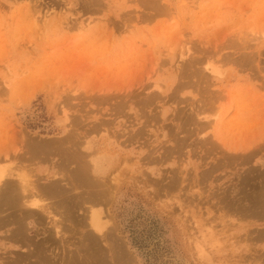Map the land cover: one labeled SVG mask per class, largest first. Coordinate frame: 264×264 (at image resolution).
Instances as JSON below:
<instances>
[{"label": "rangeland", "instance_id": "obj_1", "mask_svg": "<svg viewBox=\"0 0 264 264\" xmlns=\"http://www.w3.org/2000/svg\"><path fill=\"white\" fill-rule=\"evenodd\" d=\"M262 15L264 0H0V171L38 188L53 180L75 184L78 149L88 153L92 175L107 187L100 203L76 199L70 210L71 203L34 188L31 200L51 214L36 208L42 223L24 220L33 229L29 238L40 241L49 221L62 220L58 264L71 250L86 253V233L108 231L132 264H264V236H256L264 219L247 221L230 207L240 167L221 162L225 148L212 136L217 125H210L222 123L216 130L225 127L230 146L240 120L251 119L249 126L259 120L258 129L264 128ZM241 51L254 53L253 67L237 66ZM155 84L161 90L153 91ZM148 90L159 93L152 103L142 100ZM189 118L207 128L197 129ZM33 141L45 147L36 159ZM110 155L117 161L113 175L102 177L98 170ZM92 211L101 212L100 233L90 226ZM0 222V264H25L20 260L34 246L7 243L15 226ZM248 222L254 235L243 230ZM98 239L109 248L111 240Z\"/></svg>", "mask_w": 264, "mask_h": 264}, {"label": "bare ground", "instance_id": "obj_2", "mask_svg": "<svg viewBox=\"0 0 264 264\" xmlns=\"http://www.w3.org/2000/svg\"><path fill=\"white\" fill-rule=\"evenodd\" d=\"M140 1V0H139ZM262 1V0H261ZM159 3V2H158ZM160 6V5H159ZM157 7V6H156ZM163 7V6H162ZM165 7V6H164ZM167 8V7H165ZM163 8H161L162 10ZM24 10V9H23ZM28 10V9H27ZM154 10V9H153ZM166 10V9H165ZM262 10V9H260ZM164 11V10H162ZM26 12V11H25ZM159 12V11H158ZM167 12V11H166ZM161 13H165V12H161ZM259 13V12H258ZM261 14V13H260ZM128 15V14H127ZM264 16V15H262ZM19 17V16H18ZM37 18V17H36ZM35 18V20H36ZM260 18V16H259ZM19 19V18H18ZM44 19V18H43ZM42 19V20H43ZM39 20V19H38ZM260 20V19H258ZM37 21V20H36ZM261 21V20H260ZM262 22H263V19H262ZM258 23V21H257ZM260 23V22H259ZM75 24V23H74ZM262 24V23H260ZM259 25V24H258ZM133 27V26H132ZM37 28V27H35ZM127 28V27H126ZM89 30V29H88ZM38 31V30H37ZM134 31V30H133ZM252 31V30H251ZM41 33V32H40ZM89 33V32H88ZM252 33V32H250ZM264 33V32H263ZM253 34V33H252ZM262 35L264 36V34H261V38H262ZM248 38V37H247ZM254 38V37H253ZM264 38V37H263ZM246 39V38H245ZM255 39V38H254ZM259 39V38H258ZM252 40V39H251ZM251 40L249 41V39H247V41L251 42ZM257 41V40H256ZM245 41H243L244 43ZM255 42V40H254ZM242 43V44H243ZM253 43V42H252ZM227 44V43H226ZM246 46L245 48L247 47V42L245 43ZM256 44V43H255ZM236 45V44H235ZM253 45V44H252ZM250 46V48H252L253 46ZM226 46V45H224ZM234 46V45H232ZM237 46V45H236ZM242 46V45H241ZM237 48V47H236ZM235 48V49H236ZM249 48V47H248ZM247 49V48H246ZM221 50V49H220ZM252 50V49H251ZM258 50V49H257ZM210 52V51H209ZM244 52V51H243ZM242 51L240 52L241 55H239L240 57H237L238 60H233L235 61V63L237 61L236 64L237 66L239 64H242L241 66H244L246 65V68H247V65L248 66H252L256 61V59L253 61V56H254V53L253 55L250 54V53H246L244 52L243 53ZM262 52V51H261ZM261 52H258V54H262ZM256 54V53H255ZM220 55V54H219ZM226 55V54H225ZM228 55V54H227ZM226 55V56H227ZM231 56V55H230ZM235 56V55H234ZM220 58V57H219ZM226 58V57H225ZM230 58V57H229ZM227 57V59H229ZM192 60V58H190ZM221 59H222V56H221ZM259 59V58H258ZM232 60V59H231ZM252 60L251 64L249 65L250 61ZM262 60V59H261ZM194 61V59H193ZM192 61V62H193ZM197 62V61H196ZM264 62V61H263ZM262 62V64H263ZM189 63V62H188ZM195 64V62H193ZM239 63V64H238ZM253 63V64H252ZM261 64V65H262ZM193 65V64H192ZM197 65V64H196ZM187 66V65H186ZM259 66V65H258ZM189 67V66H188ZM194 67V66H193ZM203 67V66H202ZM211 67V66H210ZM253 67V66H252ZM251 67V68H252ZM257 67V66H255ZM254 67V68H255ZM191 68V67H189ZM201 68V67H200ZM242 68V67H241ZM240 68V69H241ZM248 67V69H251ZM198 69V68H197ZM261 69V68H260ZM263 69V67H262ZM189 70V69H188ZM243 70V69H242ZM253 70V69H252ZM264 70V69H263ZM203 71V70H202ZM217 72V70H215ZM183 72V71H182ZM198 72V71H197ZM252 72V71H251ZM254 72V71H253ZM258 72V71H257ZM212 73V72H210ZM215 73V72H214ZM181 74V73H180ZM195 75V74H194ZM197 75V74H196ZM217 75V74H216ZM223 76V75H222ZM183 77H184V74H183ZM188 77V76H187ZM194 77V76H193ZM209 77V76H207ZM220 77V76H219ZM254 78V77H253ZM261 78V77H260ZM184 79V78H183ZM190 79V78H189ZM192 81V80H191ZM186 85V84H185ZM214 85V84H213ZM144 86V85H142ZM196 86V85H195ZM145 87H147L145 85ZM143 87V88H145ZM202 87V86H201ZM256 87V86H255ZM262 87V86H261ZM264 87V86H263ZM262 87V89H263ZM134 88H137V87H134ZM133 88V89H134ZM154 90L155 89L157 90H161V87L158 86V84H155V86H153ZM140 90V88H138ZM147 89V88H145ZM144 89V90H145ZM142 90V89H141ZM157 90V91H158ZM253 90V89H252ZM138 91V90H137ZM147 91V90H146ZM153 91H150L148 90L149 93L146 92V94H148L146 96L145 94V97L142 98V100H146V102H150L152 103V100L157 97L159 93H155ZM223 91V90H221ZM248 91V90H247ZM139 92L141 91H138V94ZM244 92V91H243ZM246 92V91H245ZM144 93V92H143ZM204 93V92H203ZM224 93V92H223ZM242 93V92H241ZM241 93H240V96H241ZM121 94V93H120ZM220 94V92H219ZM115 95V94H114ZM128 95V94H127ZM132 94H130L129 92V95L131 97ZM141 95V94H139ZM224 95V94H223ZM133 96V95H132ZM209 96V95H208ZM103 97V96H102ZM114 97V96H113ZM118 97V96H117ZM129 97V98H130ZM141 97V96H140ZM129 98L127 100H129ZM146 98V99H145ZM264 98V97H263ZM262 98V99H263ZM138 99H139V96H138ZM261 99V100H262ZM124 100H125V97H124ZM140 100V99H139ZM155 100V99H154ZM198 100V99H197ZM241 100V99H240ZM239 100V101H240ZM141 101V100H140ZM217 101V100H216ZM142 102V101H141ZM202 102V101H201ZM259 102V101H258ZM264 102V100H263ZM143 103V102H142ZM155 103V102H154ZM216 103V102H215ZM137 104V103H135ZM200 104V103H199ZM241 104V103H240ZM239 104V109L238 111L236 112L235 114V117L237 115H240V112L242 111L241 109V105ZM243 104V102H242ZM131 105V104H130ZM146 105V104H144ZM148 105H150L148 103ZM198 105V104H197ZM244 105V104H243ZM245 105H248L245 104ZM111 106V105H110ZM236 106V107H237ZM264 106V105H263ZM156 107V106H154ZM201 107V106H200ZM259 107V106H258ZM191 108V107H190ZM199 108V107H198ZM244 108V107H243ZM250 108V106L248 107ZM248 108H246L248 110ZM124 109V108H123ZM180 109V108H179ZM201 109V108H200ZM204 109V108H202ZM207 109V108H206ZM256 109V108H255ZM261 109V107H260ZM250 110V109H249ZM185 111V110H184ZM245 112V111H244ZM197 114V117H199L201 114H199V112H196ZM203 113V112H202ZM251 113V112H250ZM159 114V113H158ZM199 114V115H198ZM255 114V113H254ZM253 114V115H254ZM148 115V114H147ZM250 114H248L249 116ZM152 116V115H151ZM195 116V115H193ZM211 116V115H209ZM208 116V117H209ZM241 116H243L241 114ZM263 116V115H262ZM157 117V116H156ZM245 117V116H244ZM137 118V117H136ZM194 118V117H193ZM191 119L189 118V121L190 120H194V119ZM210 118V117H209ZM212 118V117H211ZM215 118V117H214ZM218 118V117H217ZM252 118V117H251ZM261 118V117H260ZM200 119V118H199ZM206 120H208V118H205ZM242 119V118H241ZM245 119V118H244ZM243 119V120H244ZM256 119V118H255ZM179 120V119H178ZM204 121V119H202ZM236 120V119H235ZM251 120V119H250ZM250 120H245L246 122L245 123H241V120L235 125V121L234 122V125H235V129L237 130V134H238V140H234L235 142H232V145H228L226 143V140H225V135L226 133L224 134V131L225 130V127L222 126V128H219L216 130V127L217 126H221L222 123L220 121H215L214 123H211V121L209 122H206V123H209L210 125H213L215 124L214 126L215 129L213 130V134L212 135L215 139H217L219 142H221V146L223 147L224 150H222V155L221 157H225V158H222V159H226V160H221V162L223 161L224 163L226 161H228V159L230 160V163L231 164H234L235 165V168L238 169H244V167L247 166V169L242 173V174H239L238 171L239 169L234 173L237 177H238V180L237 182L234 184V187L232 189V192L233 195L231 198L233 200L230 201L231 204H230V207L235 210L234 212H236L237 214H239L240 217H243V218H246L247 219H250L252 217H255L256 219L259 218V220H263L264 219V128L262 129H258L259 126H262L261 122H258L257 123H253L252 125H248L249 124V121ZM75 121V120H74ZM177 121V120H176ZM201 121V120H200ZM200 121H198V119H195L194 120V123L196 124V126L198 125L199 126V129L200 127H202L201 130H203V128H207V127H203L200 125ZM77 122V121H75ZM80 122V121H79ZM191 122V121H190ZM189 122V123H190ZM237 122V121H236ZM253 122V121H252ZM183 123V122H182ZM204 123V122H202ZM191 124V123H190ZM219 124V125H218ZM233 124V123H232ZM144 125V124H143ZM205 125V124H204ZM207 126H209L208 124H206ZM195 126V127H196ZM198 126H197V129H198ZM249 126V127H247ZM234 127V126H233ZM237 127V128H236ZM247 127V128H245ZM264 127V126H263ZM211 128V127H209ZM244 128V129H243ZM196 129V130H197ZM234 129V131H235ZM257 130V132H255V134L253 135H246L245 133L248 132V130ZM193 130V129H192ZM191 130V131H192ZM199 131V130H198ZM141 132V131H138V133ZM194 132V131H193ZM253 132V131H252ZM200 134V131L198 132ZM140 134V133H139ZM185 134V133H184ZM236 134V133H235ZM236 134V135H237ZM189 135V134H188ZM26 136V135H25ZM135 136V135H134ZM198 136V135H197ZM235 136V135H234ZM21 137V136H20ZM31 137V136H30ZM68 137V136H67ZM66 137V139H68ZM212 137V138H213ZM235 137V138H237ZM72 138V137H71ZM69 137V140L71 139ZM189 138V137H188ZM203 141L202 142H205L206 144L208 143L207 139L205 137H203ZM20 139V138H19ZM22 139V138H21ZM178 139V138H177ZM184 139V138H183ZM26 140V139H25ZM128 141V140H127ZM201 141V140H200ZM23 142V141H21ZM28 142V141H27ZM71 142V141H70ZM178 142V141H177ZM180 142V141H179ZM184 142V141H183ZM64 143V142H63ZM62 140L60 142V144H62ZM22 144V143H20ZM24 144V142H23ZM32 144V152H33V155L30 154V156H33L35 157L34 159H36V157H38L37 155H40L42 154L43 152V148L45 147H42L41 143L40 142H37V141H33L31 142ZM47 144V143H46ZM73 145V148H74V144L73 143H70ZM199 144V143H198ZM65 145V143H64ZM95 145V144H94ZM200 145V144H199ZM26 146V145H25ZM24 146V148H25ZM58 146V145H57ZM56 146V147H57ZM61 146V145H59ZM66 146V145H65ZM64 146V147H65ZM78 146V145H77ZM77 146L74 148V149H77ZM100 146V145H99ZM197 146V145H196ZM30 148V146H27ZM62 147V146H61ZM81 147V146H80ZM70 148V147H69ZM68 148V149H69ZM72 148V146H71ZM98 148V147H97ZM108 148V147H107ZM63 149V147H62ZM66 149V148H64ZM166 149V148H165ZM180 149V148H179ZM208 149V148H207ZM53 150V149H52ZM61 150V148H60ZM59 150V152H60ZM67 150V149H66ZM78 150V149H77ZM76 150L75 154H74V157L75 159L79 162V164H76V167L78 168L77 170H75V174L73 177H75V184H74V180L70 181L69 183H66L65 186H61L60 183H58V181H52L50 182L49 181V185H43L40 186V188H38V183L33 184L32 185H28V184H24L23 181H13V179L11 180L8 176H7V172L6 173H3L4 171H0V220L2 219V222H3V226L2 227H7L6 225H10L12 224L13 226H15V228L13 229L11 226V228L9 229V234L6 235V241L7 243H13V244H16L17 246H34L33 249H27L28 252H26V254L24 255V257H22V259L20 260L21 262H26L25 264H58L56 263L58 258L59 257V254H60V248L64 247L62 245V243L65 241V238H64V235L62 234V229H60V224H61V221L62 220H54L52 222L49 221L48 224H46V226H44V230L42 231V234H43V238L40 239V243L38 242H33L29 236H28V230H30L31 228H28L27 225H25V219H31L33 218V222L35 221L36 223L38 224H41L42 223V218H41V215L43 214H40L41 212L39 210H37L36 208L40 209L42 212H44V214H48L50 216L51 212H49V207L46 208V206L44 205H40L37 204V202L31 200V196L33 195L32 193L34 191V188H38L39 189H42L41 191L46 193L48 196L52 197L55 199V201L57 202H60L63 203V204H72V205H69V209L70 210L71 208L75 207V204H74V201L76 199H80V201H92V202H95L96 203H100L106 196V183L105 182H100L98 179H95L96 177H94L92 175V166L90 165L91 162L93 163V161H87V156H88V153L87 155L83 154V152L81 153V151H79L81 154H78L79 152ZM80 150V148H79ZM227 150L229 151H233V153H230L229 154L227 153ZM31 151V149H30ZM29 151V152H30ZM107 151V150H106ZM49 152V151H48ZM108 152V151H107ZM111 152V151H110ZM154 152V151H153ZM151 153V152H150ZM118 154V153H117ZM152 154V153H151ZM169 155V154H168ZM22 156V155H21ZM6 157V156H5ZM8 157V155H7ZM63 157V156H62ZM67 156H65L66 158ZM69 157H72V155H70ZM40 158V157H39ZM44 158H46L44 156ZM64 158V157H63ZM64 158V159H65ZM68 158V157H67ZM66 158V159H67ZM169 158V157H168ZM205 158V157H204ZM3 159V158H2ZM65 159V160H66ZM70 158H68V164L70 165V163H74L73 161H70L69 160ZM153 159V158H152ZM233 159V160H232ZM64 160V162H65ZM166 160V159H165ZM205 160V159H204ZM61 161L63 162V159L61 158ZM61 162V165L62 167L65 169V167L63 166L65 163L63 162L62 164ZM102 162V161H101ZM105 162V163H104ZM220 162V161H218ZM220 162V163H221ZM253 162H259V165L256 167V166H252V163ZM57 163V162H56ZM97 163V162H95ZM103 163L105 164V166L102 164V167L99 168V172L102 173V177L105 176V174H107V172L110 173V176L113 175V173H111V170H114V165L115 163H117V161H115V158L114 156L110 155L108 156V159L104 158L103 160ZM228 163V162H226ZM225 163V164H226ZM98 164V163H97ZM219 165V164H218ZM223 165V164H222ZM227 165V164H226ZM230 165V164H229ZM60 166V165H58ZM95 166V165H94ZM98 166V165H97ZM221 168V166H219ZM218 166H216V168L219 169ZM223 167V166H222ZM215 168V169H216ZM60 169V168H59ZM69 169V168H68ZM217 169V170H218ZM119 170V169H118ZM207 171V170H206ZM212 173H214V170H210ZM209 170L207 173H211ZM9 173V172H8ZM72 173V172H71ZM10 174V173H9ZM108 175V174H107ZM205 175V173H204ZM208 175V174H207ZM206 176V175H205ZM209 176V175H208ZM207 176V177H208ZM100 177V176H99ZM205 177V178H207ZM210 177H211V174H210ZM71 179V177H70ZM73 179V178H72ZM105 179V178H104ZM114 179V178H113ZM208 179H210L208 177ZM220 179V178H219ZM34 180V179H33ZM68 180V178H67ZM204 180V179H203ZM102 181V180H101ZM217 181V180H216ZM163 182V181H162ZM113 183V182H112ZM201 183V182H200ZM40 184V183H39ZM70 184V186H69ZM174 184V183H173ZM69 186L68 188H66V186ZM232 186V185H230ZM109 187V186H108ZM176 188V187H175ZM82 189V190H81ZM166 189V188H165ZM169 189V188H168ZM44 190V191H43ZM78 190V191H77ZM81 190V191H80ZM171 190V189H170ZM229 190V189H228ZM227 190V192H228ZM46 191V192H45ZM77 191V193H76ZM80 191V192H79ZM230 191V190H229ZM38 192V191H37ZM36 192V194H37ZM40 192V191H39ZM226 192V191H225ZM223 193V192H222ZM35 194V195H36ZM41 194V192H40ZM221 194V193H220ZM44 195V194H43ZM33 197V196H32ZM42 197H45V196H42ZM223 197V196H222ZM224 197L226 198L227 195ZM230 197V196H229ZM48 199V198H47ZM57 199V200H56ZM221 199V198H220ZM230 200V199H229ZM45 201V200H44ZM51 201V200H50ZM100 201V202H98ZM108 202V201H107ZM51 203V202H50ZM54 203V202H53ZM78 203V202H76ZM87 203V202H86ZM224 203V202H223ZM225 204V203H224ZM50 206V205H49ZM66 206V205H65ZM229 206V204H228ZM67 207V206H66ZM65 207V208H66ZM226 207V206H224ZM51 208V207H50ZM68 208V207H67ZM66 208V209H67ZM76 209V208H75ZM230 209V208H229ZM67 210V211H68ZM74 211V210H73ZM72 212V211H71ZM69 215H70V211L67 212ZM227 213V211H226ZM66 214V215H68ZM92 216H91V225L96 232L100 233L101 232V227H100V224L99 222L101 221L100 220V215H101V212L98 211H92L91 212ZM68 215V218L72 217V213H71V216L69 217ZM238 216V215H236ZM43 218H47V217H43ZM54 218V217H53ZM84 218V217H83ZM86 218V217H85ZM50 219V218H48ZM55 219V218H54ZM72 220V219H71ZM82 220V219H81ZM85 220V219H84ZM83 221V220H82ZM81 221V222H82ZM88 221V220H87ZM90 221V220H89ZM248 221V220H247ZM32 222V220H31ZM1 223V222H0ZM87 223V222H86ZM83 224V223H82ZM103 224V223H102ZM44 225V224H43ZM253 225V222L249 223L248 222V225L243 227V230L244 232L246 233L247 236H251L253 234V231L254 230H251V227ZM87 226V225H86ZM40 227V226H39ZM237 228V227H236ZM42 229V228H41ZM113 229V228H112ZM33 230V229H31ZM260 231V230H259ZM257 232L256 236H257V239H259L258 237L260 236L261 238L264 236V231L263 232ZM30 232V231H29ZM41 232V231H40ZM87 232V231H86ZM109 232V231H108ZM105 233V234H101L100 236L94 234V233H91V232H88L86 233V237H87V240L89 241V243H85L86 245H83L85 246V250L86 253L84 254H80L81 252L77 253L78 251L76 250H73V252L76 251V253H73L72 250L69 251L70 254L67 253V255H69V258L68 260H66L67 262H65V260H62L61 258V263L60 264H132V261L131 259H133V257H131L129 255V257L127 256L128 254L125 253V251L123 250V247L121 246V244H119L116 239L114 238V233H112L113 231H110V233ZM39 234V233H38ZM88 234V235H87ZM63 235V236H62ZM254 235V234H253ZM246 236V237H247ZM255 236V238H256ZM102 238L103 240H106V241H109L111 240V243H109V248H103L101 245V241L98 239V238ZM83 238V237H82ZM264 238V237H263ZM262 238V239H263ZM85 239V238H84ZM86 242V240H84ZM247 239V238H246ZM249 239V238H248ZM250 240V239H249ZM260 240V239H259ZM264 240V239H263ZM248 242V241H247ZM251 242V241H250ZM65 243V242H64ZM91 245V247L89 248V246ZM4 246V245H3ZM81 246H82V243H81ZM27 248V247H25ZM84 247H80L79 249L80 250H83ZM64 249V248H63ZM66 250V249H65ZM64 251V250H63ZM83 251V252H84ZM66 254V253H65ZM254 255V254H252ZM65 257H67L66 255H64ZM20 257V255H19ZM84 257H88L87 260L84 258ZM253 257V256H252ZM250 257V258H252ZM18 258V257H17ZM16 258V260H18ZM21 258V257H20ZM19 258V259H20ZM32 258H34L33 261H30ZM80 258H84V261L83 260H80ZM131 258V259H130ZM255 258V257H254ZM261 259V258H260ZM78 260V261H77ZM86 260V262H85ZM59 262V261H58ZM16 263V262H15ZM20 263V262H19ZM21 264V263H20Z\"/></svg>", "mask_w": 264, "mask_h": 264}]
</instances>
